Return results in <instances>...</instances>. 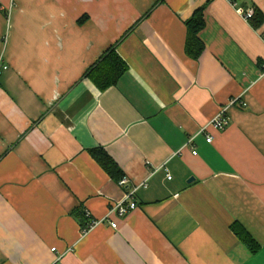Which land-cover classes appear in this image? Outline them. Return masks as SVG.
Segmentation results:
<instances>
[{
  "label": "crops",
  "instance_id": "crops-1",
  "mask_svg": "<svg viewBox=\"0 0 264 264\" xmlns=\"http://www.w3.org/2000/svg\"><path fill=\"white\" fill-rule=\"evenodd\" d=\"M234 2L0 0V264H264V24L245 19L264 0ZM115 46L129 70L102 92L85 74ZM77 208L99 222L85 235Z\"/></svg>",
  "mask_w": 264,
  "mask_h": 264
},
{
  "label": "trees",
  "instance_id": "trees-1",
  "mask_svg": "<svg viewBox=\"0 0 264 264\" xmlns=\"http://www.w3.org/2000/svg\"><path fill=\"white\" fill-rule=\"evenodd\" d=\"M230 1L234 2L235 0ZM205 10V7L200 8L194 13L193 17L186 22V53L189 57L195 60L200 58L205 49V46L199 37L206 26ZM249 21L255 29H259L264 24V15L259 10L255 9L254 16ZM80 23H82V20ZM116 46L104 54L85 74V77L90 79L102 92L116 86L121 77H123V75L129 70L128 65L118 55ZM90 153L103 171L114 181L119 183L125 177L116 162L103 149H95ZM74 215L79 220L82 232L85 233L89 231V226L94 220L87 217L86 210L83 208H77ZM232 230L241 241L252 250H255L254 241L247 233H244L238 225L232 226Z\"/></svg>",
  "mask_w": 264,
  "mask_h": 264
},
{
  "label": "built area",
  "instance_id": "built-area-1",
  "mask_svg": "<svg viewBox=\"0 0 264 264\" xmlns=\"http://www.w3.org/2000/svg\"><path fill=\"white\" fill-rule=\"evenodd\" d=\"M254 16V12L253 11H249L245 14V19L246 20H251ZM9 69L8 64L6 63V61L4 60V58H0V77L7 72V70ZM238 102V101H237ZM236 101L232 102V105H234L235 103H237ZM230 117L228 114V107H223L221 108V110L219 111V113L215 116V118L210 122V124L208 126H205L204 128L201 129L200 133L201 134H206L207 133V138L206 141L208 144L213 143L214 138L212 135L208 134V129L211 127L216 131H224L225 129H227L230 125ZM185 148H189L192 151L193 155H197V152L193 146V139H189L186 147ZM169 180H172V177L169 175L168 176ZM128 184V180L126 177H124L119 183V187L124 189V187ZM142 187H147L146 184H144ZM138 188L133 189L131 191H129L126 196L125 199L122 200V202H120L119 204H116L112 210L111 213H116V215L120 218H125L127 217L130 213L134 212L135 210H137L138 205L135 201V193L137 191ZM87 213V217L88 218H92L90 212L86 211ZM109 218L105 221H108ZM99 224L98 221H93L92 224L89 226V231L91 229H93L95 226H97ZM111 227L115 230L118 229V224L115 222H111L110 223ZM89 231L83 233L84 235L87 234ZM53 251H55L53 249Z\"/></svg>",
  "mask_w": 264,
  "mask_h": 264
},
{
  "label": "water",
  "instance_id": "water-1",
  "mask_svg": "<svg viewBox=\"0 0 264 264\" xmlns=\"http://www.w3.org/2000/svg\"><path fill=\"white\" fill-rule=\"evenodd\" d=\"M191 181H193V179H192V180H190V182H191Z\"/></svg>",
  "mask_w": 264,
  "mask_h": 264
}]
</instances>
